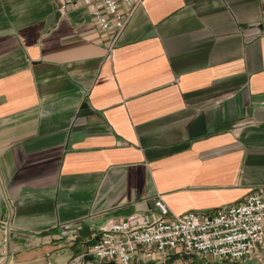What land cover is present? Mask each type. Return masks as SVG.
Here are the masks:
<instances>
[{"label":"crops","instance_id":"0c3cea01","mask_svg":"<svg viewBox=\"0 0 264 264\" xmlns=\"http://www.w3.org/2000/svg\"><path fill=\"white\" fill-rule=\"evenodd\" d=\"M0 0V264H98L134 213L209 217L264 188V0ZM134 264H264L140 253Z\"/></svg>","mask_w":264,"mask_h":264},{"label":"built area","instance_id":"2783aa9c","mask_svg":"<svg viewBox=\"0 0 264 264\" xmlns=\"http://www.w3.org/2000/svg\"><path fill=\"white\" fill-rule=\"evenodd\" d=\"M62 12L73 0H56ZM86 5L100 1L104 12L96 8L95 20L103 30L114 29L117 38L128 18L120 10L121 3L132 11L144 0H82ZM156 207L160 214L148 217L134 213L120 221H112L100 230L99 240L90 254L98 264H134L138 255L155 253L206 254L220 260L252 258L264 249V188L249 194L244 201L224 206L209 217L195 212L172 215L159 196ZM81 264V257L76 259ZM93 264V263H91Z\"/></svg>","mask_w":264,"mask_h":264}]
</instances>
